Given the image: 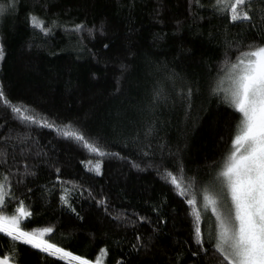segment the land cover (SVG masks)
Returning <instances> with one entry per match:
<instances>
[{
  "label": "trees",
  "instance_id": "16d2710c",
  "mask_svg": "<svg viewBox=\"0 0 264 264\" xmlns=\"http://www.w3.org/2000/svg\"><path fill=\"white\" fill-rule=\"evenodd\" d=\"M0 5V215L22 204L31 213L23 230L50 227V243L88 261L104 250V264H217L215 217L202 218V250L186 198L164 177L182 168L199 200L220 170L240 114L213 89L225 62L264 45V0L246 3L245 22H231L215 0ZM7 102L55 127L22 123ZM65 125L106 155L63 138L56 129ZM97 162L100 174L89 170ZM9 241L0 234L9 264H67L20 242L13 259Z\"/></svg>",
  "mask_w": 264,
  "mask_h": 264
},
{
  "label": "snow or ice",
  "instance_id": "6c2138e0",
  "mask_svg": "<svg viewBox=\"0 0 264 264\" xmlns=\"http://www.w3.org/2000/svg\"><path fill=\"white\" fill-rule=\"evenodd\" d=\"M246 3L250 5L251 0H215L217 10L221 14H227L231 22L252 20L244 7ZM4 12L5 7L0 5V16ZM31 25L47 34L48 29L38 17H31ZM82 28V25H77L75 31ZM0 59H3L2 49ZM221 71L225 75L217 81L213 91L224 92L225 102L240 115L220 171L210 186L204 188L199 200L197 193L192 191L195 181L189 180L185 184L182 168L178 174L166 173L164 178L174 187L177 195L186 198L189 215L192 217L194 240L202 250L207 251L203 249L202 218L209 209L215 216L214 224L218 231L214 230L212 240L217 264H264V45H249L246 51L237 55L235 62H225ZM225 81L227 87H224ZM0 100L6 101L2 90ZM4 106L22 123L55 127L48 121L41 122L25 107L11 105L10 102ZM56 130L63 138L81 144L91 153L106 155L98 143L88 140L72 125ZM88 163L91 164V161ZM89 170L100 174L99 162ZM3 180L7 181V177ZM6 187L5 183L0 182V206L5 202ZM61 199L65 204L68 203L65 197ZM2 210L0 207V211ZM30 215L22 204L11 216L0 215V234L10 238L13 259L17 242H20L50 257L65 260L67 264H89L88 260L45 239L53 232L52 228L40 231L23 230L20 226L21 219ZM0 264H9V261L5 258L0 260Z\"/></svg>",
  "mask_w": 264,
  "mask_h": 264
},
{
  "label": "rangeland",
  "instance_id": "374dc122",
  "mask_svg": "<svg viewBox=\"0 0 264 264\" xmlns=\"http://www.w3.org/2000/svg\"><path fill=\"white\" fill-rule=\"evenodd\" d=\"M224 75H225V73L223 74V76L222 77H224ZM221 77V78H222ZM224 87H227V82L225 81V84H224ZM221 95H222V98H223V100H224V95H225V93L224 92H219ZM225 101V100H224ZM228 154V153H227ZM220 171V170H219ZM218 171V172H219ZM217 175V174H216ZM215 178H216V176H215ZM215 178L211 181V182H213L214 180H215ZM211 182L208 184V186L207 187H209L210 186V184H211ZM6 195H7V189H6ZM6 195H5V198H6ZM209 211L211 212V210L209 209ZM213 215V214H212ZM9 216V215H8ZM214 216V215H213ZM215 217V216H214ZM25 218H22L21 219V221L22 220H24ZM21 226V225H20ZM44 228H42V229H32V230H28V231H40V230H43ZM217 231H218V229H217ZM45 239H46V237H45ZM104 257H105V252H104V250L102 251H100L98 254H97V256L95 257V259L93 260V261H89V264H97V261H99V264H104ZM73 264H74V262H73Z\"/></svg>",
  "mask_w": 264,
  "mask_h": 264
}]
</instances>
